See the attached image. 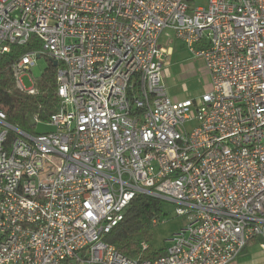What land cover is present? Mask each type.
Wrapping results in <instances>:
<instances>
[{
  "label": "built area",
  "instance_id": "built-area-1",
  "mask_svg": "<svg viewBox=\"0 0 264 264\" xmlns=\"http://www.w3.org/2000/svg\"><path fill=\"white\" fill-rule=\"evenodd\" d=\"M33 36L16 85L57 61L59 105L43 133L0 110V264H231L264 241V0H0V57ZM172 37L210 75L198 99L163 83ZM140 194L185 218L157 257L104 239Z\"/></svg>",
  "mask_w": 264,
  "mask_h": 264
},
{
  "label": "trees",
  "instance_id": "trees-1",
  "mask_svg": "<svg viewBox=\"0 0 264 264\" xmlns=\"http://www.w3.org/2000/svg\"><path fill=\"white\" fill-rule=\"evenodd\" d=\"M39 46L40 41L33 36L26 45H12L10 53L0 57V110L6 113L9 123L28 132L33 126L29 121L31 115L36 116L39 121H47L59 105L56 95L57 66H54L52 61L43 75L35 81V88L38 90L36 94H28L16 85L12 70L13 62L30 49ZM161 212L160 199L143 194L137 195L127 208L123 221L106 234L104 239L115 244L122 252L134 255L141 239L150 241L152 219L159 217ZM255 240H251L247 246ZM165 250V247L155 249L148 252V256H160Z\"/></svg>",
  "mask_w": 264,
  "mask_h": 264
},
{
  "label": "rangeland",
  "instance_id": "rangeland-1",
  "mask_svg": "<svg viewBox=\"0 0 264 264\" xmlns=\"http://www.w3.org/2000/svg\"><path fill=\"white\" fill-rule=\"evenodd\" d=\"M207 4L208 0H194L195 6H206ZM165 40L166 38H162L161 41L164 42ZM172 45L176 50L171 56L169 66L164 69L163 83L166 85L170 96L175 100L198 99L211 88V78L205 68L204 61L196 58L180 42H172ZM50 61L46 56L36 59V65L22 76V82L26 88L35 86V81L43 75ZM51 129L45 121H39L37 124H33L30 132L43 133ZM176 207L175 204L162 201L160 222L152 226L150 230L151 248H164L169 243L170 238L186 224L185 218L177 213ZM245 253L248 256L242 257L236 264H264V250L259 248V244L249 247Z\"/></svg>",
  "mask_w": 264,
  "mask_h": 264
},
{
  "label": "crops",
  "instance_id": "crops-1",
  "mask_svg": "<svg viewBox=\"0 0 264 264\" xmlns=\"http://www.w3.org/2000/svg\"><path fill=\"white\" fill-rule=\"evenodd\" d=\"M175 41L180 42L181 45L184 46V44L180 40L172 37V42H175ZM165 42H167V41L165 40L163 44H166ZM172 42L169 43L170 44L169 47L172 49V53H173L172 56H173L176 49L173 47ZM263 242L264 241L261 238L256 239L255 241H253L252 243H250L248 246H246L247 247L246 248V251H248L249 247L255 246L256 244H259V248L264 250V248H263ZM245 252L242 253V254H240V256L234 262H232L231 264H236L242 257L248 256V255H246L247 253H245ZM243 254H245V255H243ZM241 255H243V256H241Z\"/></svg>",
  "mask_w": 264,
  "mask_h": 264
},
{
  "label": "water",
  "instance_id": "water-1",
  "mask_svg": "<svg viewBox=\"0 0 264 264\" xmlns=\"http://www.w3.org/2000/svg\"><path fill=\"white\" fill-rule=\"evenodd\" d=\"M52 63H53L54 66H58V62L57 61H52ZM29 121L31 123L33 122V116L32 115L29 117Z\"/></svg>",
  "mask_w": 264,
  "mask_h": 264
}]
</instances>
